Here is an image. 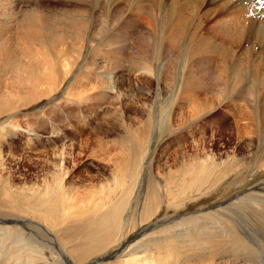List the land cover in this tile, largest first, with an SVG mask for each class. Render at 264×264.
<instances>
[{
  "label": "rangeland",
  "instance_id": "rangeland-1",
  "mask_svg": "<svg viewBox=\"0 0 264 264\" xmlns=\"http://www.w3.org/2000/svg\"><path fill=\"white\" fill-rule=\"evenodd\" d=\"M74 1L0 0V102L2 103V106L0 104V125L5 121L9 123L8 126H15L12 129L14 136L8 133L0 135V175L3 178L11 176L16 184L21 186L25 180L34 175H41L48 169L49 165H46L42 157L45 152L48 153L58 146L65 145L71 146L70 151L67 148L69 153L72 152L69 156H74L80 152L82 145L88 144L89 148L76 162L69 159L68 169L73 170L74 173L64 186L73 190L71 196L77 199V203L88 202L94 192L104 194L102 199L109 202L117 196L107 189L108 185L115 184L116 181L119 185L126 186L131 183L129 177L133 157L131 147L136 143L147 142L153 128L158 129L156 144L159 143L154 154L156 162L153 175L156 177L172 179L179 176L178 173L183 168H187L190 174L195 175L201 168L214 165L213 177L206 184L207 192L218 184L227 185L231 178V182H234L231 186L227 185L216 197L222 199L227 198L228 194L236 198L237 187L250 180V176L255 175L256 171L264 172V152L262 151L264 150V108L259 109V114L254 116V113L241 107V103L236 101L237 87L241 83L253 81L256 85L260 83L261 89H264V24L258 21L259 31L253 33L248 41L236 47V30H241L245 25L244 11L238 9L233 0H209L210 7L220 13V16L209 24L211 35L209 39L216 43L217 47L215 50L211 49L213 45L208 39L209 51L206 55L209 57L205 54L195 56H201L206 61L202 60L203 62L201 61L199 65L201 72L197 74L198 78L190 80L189 76L186 86H181V89L177 90L170 72L172 69L174 71L181 69L182 61L175 57L174 52L178 51V48L171 44V40L174 41L173 37L165 39L166 44L161 47L167 59L164 63L166 70L158 82L154 77L158 67L155 56L160 53L158 46L155 49L148 38L141 36V33L126 34L122 28L113 35L110 34L109 24L106 29L107 27L103 28L100 25L101 21H96V24L91 21L93 24L91 25L95 27L91 26V36L96 38L95 40L100 39L98 46L95 42L89 41L86 31L82 33V41L84 44L86 42L96 44L93 47L94 50L87 52V47L81 43H79L81 47L68 43L71 41V35L62 42L51 41L45 44L46 48L51 47L57 52L66 51L64 48L68 53L82 47L85 50L80 57L62 59L65 65L63 67H66L64 71L66 73L62 72L65 83L58 86V90L61 88L58 94H55V97L43 96L39 99L40 101L35 102L36 98L30 97L32 96L30 89L34 88L33 94L38 92L39 87H36L38 82L35 80L41 79H37L40 74L34 72L31 75V83L27 84L24 80L20 82L21 78L24 79V75L20 72L22 67L27 66L26 68L31 70L28 66L39 64L38 61L41 59L33 54L41 41L36 34L38 28L34 26L25 28L24 22L32 11L39 12L43 15L41 18L46 20L61 8L72 10L73 14L68 13L65 20L82 21L84 17L82 18L80 13L83 9L87 15L90 11H87L86 7L76 6L77 1ZM156 1L162 2V0ZM252 6L248 4L246 7L249 11L245 13H249V17H252L250 11ZM209 9L197 10L192 5L186 6L183 10L185 13L183 29L194 28L199 18ZM121 12H116L115 20L120 19ZM139 18V21L143 20L145 24L142 19L145 17ZM156 33L158 34V32L151 34L156 37ZM63 44H65L64 47H62ZM135 45L138 48L134 54L132 47ZM84 57L87 59L85 60ZM170 58H173L174 63L170 61ZM81 61L85 62L83 66H79ZM69 64L72 66L70 67ZM145 67H153V74L145 72ZM51 75L52 71L49 68L47 81ZM109 85H114L115 89L102 90L103 86ZM21 89L28 95H24ZM17 91L23 93L20 92L19 95L29 96L34 100H25L24 104L27 103V106L24 105L26 106L24 108L20 97L16 94ZM6 96L8 100L2 99ZM6 100H13L10 104H13V108L10 107L13 112L8 108L11 101L7 103ZM42 102L44 104L41 105ZM34 104L38 105L34 107ZM32 107L34 109H31ZM258 143L262 146L260 149L257 146ZM72 145L76 147L74 151ZM24 148L28 149V153ZM13 179L11 184L14 182ZM79 206L84 207L83 204ZM229 215H234V219ZM229 215V219L235 220L233 221L235 224L246 223L245 218L242 221L244 223L241 222L236 210ZM84 216L83 222L89 223L93 212H85ZM14 217L15 212L12 207H0V221L6 222L5 225L0 224V250H3L1 252L16 248L17 242L13 238L3 239L5 228L11 226L8 221L13 220L17 226H20L22 222L18 219H24L25 215ZM76 219L74 217L69 224H73ZM230 222L231 225L236 226L232 221ZM217 223L211 224L209 220H200L198 226L205 227L208 234L212 232V234L221 235L218 245L220 251H216L213 256L202 257L193 248L188 247L192 255L189 254L190 252L184 254L182 249L186 247L183 243L177 245V252L183 259L178 258V264H211V262L212 264H236V260L243 262L248 258L252 260L254 258L259 264L264 262V253L257 246H253V243L250 244L249 250L240 254L232 251L229 248L230 240L222 234L225 231L220 232V229L224 228H219ZM210 225L218 227L217 230ZM246 225L247 227H244L246 236L253 238V232L247 223ZM21 264H27L25 257Z\"/></svg>",
  "mask_w": 264,
  "mask_h": 264
},
{
  "label": "bare ground",
  "instance_id": "bare-ground-1",
  "mask_svg": "<svg viewBox=\"0 0 264 264\" xmlns=\"http://www.w3.org/2000/svg\"><path fill=\"white\" fill-rule=\"evenodd\" d=\"M75 1H77L76 6L86 7L87 11H90V14L87 15L82 8L83 11H80L82 18L84 17L82 21L65 20L66 15L72 13V10L61 8L52 16L46 18V20L41 18L43 15L39 14V12L32 11L24 22L25 28H30L31 26L38 28L36 34L39 41H41L33 54V56L35 55V57L41 59V61H38L39 64L33 65L34 67L28 66L31 70H28L27 66L25 68L22 67L24 64L21 66L22 72H20L24 75V79L21 78L20 82L22 83L24 80L27 84L31 83V75L34 72H38L41 75L37 73L39 76H37V79L41 78L39 79L40 82L35 80L38 82L36 85V87H39L37 88L39 89L37 90L38 92L33 94L34 88L32 87L33 90L30 89L33 93L29 90L31 87L28 88L32 95L30 97L36 98L35 102L40 101L39 99L43 96L51 95V97H55L58 94L61 89L59 88L58 90V86L65 83L62 72L65 71L66 67H63L65 65H63L62 59L80 57L85 50L82 47L68 53L67 49L64 48L66 51L57 52L51 47L46 48L45 44L51 41L54 43L62 42L71 35L73 39L70 38V42L67 39L68 43L78 47H81L79 45L81 43L87 47V52L94 50L93 47L96 44L98 46L100 39L95 40L96 38L91 36V26L93 25L91 21L95 22L94 24H96V21H101V23L99 22L100 25L103 28L107 27L106 29H108L109 24L110 34L113 35H116L118 30L122 28L126 34L141 33V36H146L155 49L158 46L160 53L155 56L158 67L154 75L158 82L166 70L164 63L167 59L165 51L161 47L166 44L165 39L173 37L174 41L171 40V44L176 49L178 48V51H175L174 54L176 58L182 61V67L178 71L172 69L170 76L175 81L177 90H180L181 86L188 82L189 76L190 80L198 78L197 74L201 72L199 65L203 58L195 56L206 55L209 51L208 39L211 38L209 24L220 16L218 11L210 7L211 1L209 0H162V2H157L156 0ZM233 1L238 9L244 11L245 25L241 30H236L237 47L241 43L248 41L253 33L259 31L257 29L258 21L264 24V0ZM248 4L253 5L252 9H250L252 17H249V13H245L249 11L246 10ZM188 5H192L197 10L210 9L199 18L194 28L183 29L185 21L183 10ZM116 12H121L119 20H115ZM194 12L196 11L194 10ZM58 16L61 17L58 18ZM143 16L145 17L142 18L145 24H143V20L139 21V17ZM106 29L102 30L106 31ZM84 31L88 33L89 41H93L96 44H93V42L84 44L82 41V33ZM153 32H158L156 37L151 34ZM104 35L106 38L107 34L105 33ZM209 43L213 45L211 49L215 50L217 44L211 39H209ZM118 48L120 49V47ZM137 48V45L132 47L134 54ZM64 53L67 55H63ZM71 54L73 56H70ZM85 58L87 59V57ZM170 61L174 63L173 58H170ZM84 63V61H81L79 66H83ZM49 68H51L52 75L47 81ZM203 68H205L204 65ZM144 70L149 74H153V67H145ZM237 81L236 75V86L238 85ZM261 86L260 83L256 85L255 82L250 81L241 83L236 91V101L241 103V107H245V109L254 113V116L259 114V109L264 108V89H261ZM109 89H115L114 85L103 86L102 90L106 91ZM21 91L23 93L26 92L22 89ZM20 92L17 91L16 94L20 97L22 106H24L27 104H24L25 100L27 101L30 97H24L25 94H28L24 93V95H21L23 94L22 92L19 95ZM3 98L5 100L7 96ZM7 100V103L11 101ZM31 100L33 101L34 99L31 98ZM12 101L8 104V108L13 105H10ZM6 102L4 103L5 106H7ZM0 104L2 106L1 102ZM37 105L34 104V107ZM34 107L31 109H34ZM11 108L9 111H11ZM8 125L9 123L5 121L0 125V135L7 133L11 134L10 136L15 135L12 130L15 126ZM157 136L158 129L153 128L147 142L136 143L131 147L133 152L130 165V170L132 171L129 170L131 183L128 186L119 185L114 178L115 184H109L107 189L117 197L110 199L109 202L102 199L105 196L104 194L94 192L88 202L81 201V203H77V199L71 196L73 190L64 186L74 173L72 172L73 170L68 169L69 159L76 162L87 151L89 148L88 144L86 146L82 145L79 149L80 152L74 156H69L72 153H69L71 146L67 147L65 145L62 146L63 148L58 146L48 153L45 152L42 157H44L43 160H45L46 165H49L48 169L41 175H34V177L32 176V178L25 180L21 186H18L11 176L3 178L0 175V207H12L15 217L25 215L24 219H18L19 222H22L20 226H17L13 220L8 221L11 226L5 228L3 239L13 238L17 244L13 250L6 249L7 251L5 252L0 250V264H21L24 257L27 260V264H178V258L182 259V257L177 252V245L183 243H185L186 247V249H182L184 254L191 251L188 249L190 247L202 257L213 256L216 251H220L218 245L219 239L222 237L220 234L217 235V233L212 234L207 229V231L211 232L208 234L205 231V227L198 226L200 225L198 224L200 220H209L211 224H216L218 221L217 226L224 228L220 229V232L222 233L221 230L225 231L222 234L230 240L229 248L236 254L249 250L251 243L264 253V172L256 171L255 175L250 176V180L237 187L236 198L232 197L231 194H228L227 198H216L227 185L231 186L234 182H231V178L227 185L218 184L207 192L208 186L206 184L213 177L214 165L201 168L195 175L190 174L187 168L182 167L183 169L178 173L179 176L172 179L153 175L156 162L154 154L159 147V143L156 144ZM257 146L259 149L262 147L260 143ZM67 148H69V151ZM74 148L76 149L72 145L73 151L75 150ZM26 150L28 153V149ZM262 151L264 152V150ZM259 153L261 154L260 151ZM41 170L43 171V167ZM12 179L14 182L11 184ZM102 188L104 187L102 186ZM80 204H83L84 207L80 208ZM235 210L241 222L245 218V222L253 232V238L246 236L244 229V227H247L246 223L242 222L244 223L242 225L233 222L235 221L232 220L234 215L229 214L234 213ZM88 211H92L93 216L91 222L85 223L83 222L85 218L83 213ZM228 215L232 216L231 220ZM74 217L77 218L76 221L73 224H69ZM230 221L236 226L231 225ZM0 224L5 225L6 222L1 220ZM213 227L215 228V226ZM190 258L193 257L190 256ZM214 258L216 257L214 256ZM189 260L191 262V259ZM236 264L259 263L254 258L253 260L248 258L243 262L236 260ZM261 264H264V262Z\"/></svg>",
  "mask_w": 264,
  "mask_h": 264
}]
</instances>
